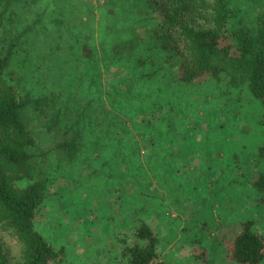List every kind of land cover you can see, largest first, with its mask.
Listing matches in <instances>:
<instances>
[{"label":"trees","instance_id":"trees-1","mask_svg":"<svg viewBox=\"0 0 264 264\" xmlns=\"http://www.w3.org/2000/svg\"><path fill=\"white\" fill-rule=\"evenodd\" d=\"M237 1L145 0L146 15L154 24L145 27L143 35L133 27L132 35L100 52L92 48L83 52L81 47L72 52L70 63L79 68L82 59L87 73L79 84L83 101L71 107V94L79 89L73 75L74 79L64 77L51 91L39 93L19 85L7 71L21 37L30 29L22 34L12 29L13 7L19 0H0V231L21 246V259L13 264H63L68 259L64 244L55 245L42 235L39 218L50 182L77 168L80 176L106 183L100 198L113 194L121 204L128 195L121 206L128 223L116 221L124 234H116L113 263L162 264L160 236L152 224V215L159 211L153 204L154 191L157 184H168V174L178 175L183 169L178 162L185 158L173 149V142L177 135L185 138L182 123L188 120V98L176 89L186 91L193 83L244 86L258 103L262 142L253 156L257 169L251 185L264 206V0H244L242 6ZM246 3L249 8L243 7ZM243 16L253 18V27ZM60 39L61 32L51 52L58 49ZM169 44L182 62L167 73L166 54L161 51ZM75 181L51 194L76 191L74 198L78 191L95 194L90 186L76 188ZM124 182L133 188L126 192ZM160 199L164 212L167 204ZM100 213L110 218L108 206ZM227 246V259L235 264L264 261V237L252 220L238 223ZM0 264H9L1 242Z\"/></svg>","mask_w":264,"mask_h":264},{"label":"rangeland","instance_id":"rangeland-1","mask_svg":"<svg viewBox=\"0 0 264 264\" xmlns=\"http://www.w3.org/2000/svg\"><path fill=\"white\" fill-rule=\"evenodd\" d=\"M143 2L19 0L13 7L12 29L19 34L30 31L21 37L7 71L19 85L32 87L39 93L51 91L53 84L64 77L74 76L81 84L87 70L82 59L79 68L70 63L72 52L78 47L83 52L88 48L100 52L118 38L132 35L133 27L143 35L154 24L146 15L149 9ZM237 2L241 5L245 1ZM243 7L249 8L247 3ZM259 7L254 9V15ZM243 19L253 27V18L243 16ZM60 32V46L51 52ZM167 47L161 52L166 54L165 68L169 73L182 62V56L172 45ZM163 58L157 60L161 63ZM186 87V91L176 89L188 98L185 102L188 120L182 123L185 138L177 135L173 142V149L185 158L178 162L183 169L178 175L168 174V184H157L154 191L157 199L153 204L159 211L152 215V224L160 236L158 259L162 264H235L227 259V245L240 221L252 220L255 231L264 237V206L251 185L257 169L253 156L262 142L260 107L244 86L236 89L225 81H210ZM73 95L69 106L76 107L83 101L80 85ZM153 133H158L156 127ZM78 172L79 168L65 178L57 175L50 182L47 202L39 218L40 232L53 244L67 247L69 257L63 264H115L119 243L115 237L124 234L123 226L118 228L116 221L120 218L124 226L128 223L121 211L128 195L120 199L121 204L113 194L100 198L106 183L99 184L96 177L87 179ZM75 178L76 188L90 186L95 194L88 196L78 191L74 198L76 191H73L53 197L52 192ZM121 186L126 192L133 188L129 182ZM160 198L167 204L164 212L159 207ZM107 206L110 218L100 213ZM0 242L9 264L21 259V246L13 236L0 231Z\"/></svg>","mask_w":264,"mask_h":264}]
</instances>
